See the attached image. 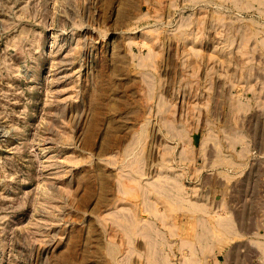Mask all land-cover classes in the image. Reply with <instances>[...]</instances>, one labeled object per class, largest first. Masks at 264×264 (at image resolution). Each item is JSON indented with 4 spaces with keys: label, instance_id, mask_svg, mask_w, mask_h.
Masks as SVG:
<instances>
[{
    "label": "rangeland",
    "instance_id": "obj_1",
    "mask_svg": "<svg viewBox=\"0 0 264 264\" xmlns=\"http://www.w3.org/2000/svg\"><path fill=\"white\" fill-rule=\"evenodd\" d=\"M0 264H264V0H0Z\"/></svg>",
    "mask_w": 264,
    "mask_h": 264
},
{
    "label": "bare ground",
    "instance_id": "obj_2",
    "mask_svg": "<svg viewBox=\"0 0 264 264\" xmlns=\"http://www.w3.org/2000/svg\"><path fill=\"white\" fill-rule=\"evenodd\" d=\"M163 183V182H162ZM144 202H145V200H144ZM152 226V225H151ZM154 228V227H153ZM141 229V228H140ZM155 230V229H154ZM145 234V233H144ZM148 237V236H147Z\"/></svg>",
    "mask_w": 264,
    "mask_h": 264
}]
</instances>
